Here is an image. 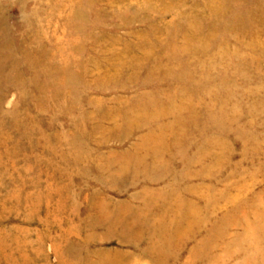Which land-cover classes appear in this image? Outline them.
<instances>
[{"label": "rangeland", "instance_id": "rangeland-1", "mask_svg": "<svg viewBox=\"0 0 264 264\" xmlns=\"http://www.w3.org/2000/svg\"><path fill=\"white\" fill-rule=\"evenodd\" d=\"M178 1L0 0V264H161L86 220L177 172L200 217L162 264H264V0Z\"/></svg>", "mask_w": 264, "mask_h": 264}, {"label": "bare ground", "instance_id": "bare-ground-1", "mask_svg": "<svg viewBox=\"0 0 264 264\" xmlns=\"http://www.w3.org/2000/svg\"><path fill=\"white\" fill-rule=\"evenodd\" d=\"M162 1V0H161ZM178 1V0H177ZM219 1V0H217ZM179 2V1H178ZM181 2V1H180ZM224 2V1H223ZM212 3V2H210ZM175 4V3H174ZM180 4V3H179ZM209 4V3H208ZM214 4V3H213ZM174 6V5H173ZM204 6V5H203ZM207 6V5H205ZM211 6H214L211 4ZM217 6V5H216ZM194 7V6H193ZM210 8V4L208 6ZM208 8V10H209ZM212 10V8H210ZM222 10V9H221ZM210 12V11H209ZM213 12V11H212ZM211 12V13H212ZM209 13V14H211ZM202 14V13H201ZM213 14V13H212ZM202 16V15H200ZM207 16V15H206ZM211 17V16H210ZM215 18V17H214ZM207 19V18H206ZM189 21V20H188ZM205 22V21H204ZM212 22V21H211ZM207 23V22H206ZM214 24V23H213ZM209 25V24H208ZM212 25V24H211ZM181 26V25H179ZM178 26V27H179ZM163 29V28H162ZM165 29V28H164ZM163 29V30H164ZM183 30V28H182ZM185 32V31H184ZM155 33V32H154ZM187 33V32H185ZM192 34V33H191ZM188 36V35H187ZM38 37V36H37ZM77 39V37H76ZM180 40V39H179ZM75 41H78V40H75ZM78 43V42H77ZM147 44V43H146ZM164 45V44H163ZM162 46V45H161ZM167 46V45H165ZM158 47V46H157ZM169 47V46H168ZM163 49V48H161ZM164 50V49H163ZM128 53V52H126ZM170 53V52H169ZM123 55V53H121ZM125 54V53H124ZM143 54V53H142ZM162 54V53H161ZM120 55V54H119ZM174 55V53H173ZM121 56V55H120ZM144 56V55H143ZM177 56V55H176ZM125 57V56H124ZM123 57V58H124ZM146 57V56H145ZM143 57V58H145ZM167 57V55H166ZM170 57V56H169ZM168 57V58H169ZM126 58V57H125ZM142 58V57H141ZM147 58V57H146ZM151 58V57H150ZM149 58V59H150ZM153 58V57H152ZM134 58H132V61H133ZM137 59V58H136ZM134 59V60H136ZM119 60V59H118ZM121 60V59H120ZM138 60H140L138 58ZM143 60V59H142ZM172 60V58H171ZM53 61V60H52ZM153 61V60H152ZM155 61V60H154ZM170 61V60H169ZM174 61V60H173ZM172 61V62H173ZM118 62V61H117ZM136 62V61H135ZM142 62V61H141ZM144 62V60H143ZM166 62V61H165ZM175 62V61H174ZM173 62V64H174ZM139 63V62H138ZM136 62V64H138ZM147 63V62H146ZM162 63V62H161ZM169 63V62H168ZM65 64V63H64ZM120 64V63H119ZM123 64V62H122ZM140 64V63H139ZM145 64V63H144ZM160 64V63H158ZM124 65V64H123ZM126 65V64H125ZM182 65V64H181ZM64 66V65H63ZM120 66V65H119ZM130 66V65H129ZM135 66V65H134ZM139 66V65H138ZM145 66V65H144ZM195 66V65H194ZM123 67V66H122ZM137 67V66H136ZM161 67V66H160ZM180 67V66H179ZM129 68V67H128ZM142 68V67H141ZM148 68V67H146ZM167 68V67H166ZM174 68V67H173ZM194 68V67H193ZM41 69V68H40ZM131 69V68H130ZM133 69V68H132ZM172 69V68H171ZM189 69V68H188ZM42 70V69H41ZM117 70V69H115ZM114 70V71H115ZM129 70V69H128ZM139 70V69H137ZM161 70V69H160ZM158 70V71H160ZM168 70V69H167ZM175 70V69H174ZM113 71V70H112ZM125 71V69H124ZM45 72V71H44ZM65 72V71H64ZM118 72V71H117ZM149 72V71H148ZM147 72V73H148ZM153 72V70H152ZM163 72V71H162ZM176 72H177V69H176ZM172 73V72H171ZM191 73V72H190ZM42 74V73H41ZM62 74V73H61ZM64 74V73H63ZM67 74V73H66ZM184 74V73H183ZM45 75V73H44ZM148 75V74H147ZM153 75V74H152ZM161 75V74H160ZM171 75V74H170ZM169 75V76H170ZM188 75H191V74H188ZM187 75V76H188ZM46 76V75H45ZM167 76V75H166ZM186 76V77H187ZM197 76V75H196ZM177 77V76H176ZM199 77V76H197ZM180 78V77H178ZM203 78V77H202ZM176 79V78H175ZM172 80V79H171ZM177 80V79H176ZM183 80V79H182ZM188 81V80H187ZM203 81V80H202ZM205 81V80H204ZM207 81V80H206ZM49 82V81H48ZM172 82V81H171ZM174 82V81H173ZM181 82V81H180ZM199 82V81H197ZM51 83V82H50ZM190 83V82H189ZM192 83L194 84V82L192 81ZM205 83V82H204ZM60 84V83H59ZM55 85V84H54ZM53 85V86H54ZM61 85V84H60ZM187 85V84H186ZM189 85V84H188ZM195 85V84H194ZM193 85V86H194ZM202 85V84H201ZM62 86V85H61ZM178 86V85H177ZM199 86V85H197ZM196 86V87H197ZM204 86V85H203ZM209 86V85H208ZM63 87V86H62ZM191 87V86H189ZM206 88V87H205ZM204 88V89H205ZM158 89V88H157ZM174 89V88H173ZM153 90V89H152ZM181 90V89H180ZM203 90V89H202ZM176 91V90H175ZM161 92V91H160ZM154 93V92H153ZM159 93V92H158ZM174 93V92H172ZM180 93V91L178 92ZM189 93V92H188ZM200 93V92H199ZM185 94V93H184ZM187 94V93H186ZM192 94V93H190ZM159 95V94H158ZM163 95V93L161 94ZM165 96L167 94H164ZM185 96V95H184ZM188 96V95H187ZM176 97V96H175ZM167 98V97H165ZM180 98V97H179ZM178 98V99H179ZM187 98V97H186ZM163 99V98H162ZM168 99V98H167ZM191 99V98H189ZM199 99V98H198ZM176 100V99H175ZM180 100V99H179ZM195 100V99H193ZM185 101V99L183 98V101L182 103ZM199 101V100H198ZM166 102V101H165ZM175 102V101H174ZM173 102V103H174ZM191 102V100H190ZM197 102V101H196ZM169 103V102H168ZM171 103V102H170ZM194 103V102H193ZM34 104V103H33ZM137 104V103H136ZM187 104V103H186ZM147 105V104H146ZM152 105V104H151ZM140 106V105H138ZM142 106V105H141ZM148 106V105H147ZM165 106V105H164ZM179 106V105H178ZM185 106V105H184ZM188 106V105H187ZM193 106V105H191ZM197 106V105H196ZM195 106V107H196ZM166 107V106H165ZM177 106L173 107L171 110V112L173 110L176 109ZM180 107V106H179ZM182 107V106H181ZM189 107V106H188ZM135 108V107H134ZM142 108V107H141ZM148 108V107H147ZM168 108V107H167ZM193 108V107H192ZM190 107V109H192ZM221 108V107H220ZM143 109H140V110H137V111H132L130 112L131 115L137 117V118H133L134 120L135 119H140L141 118H145L146 120H150L151 118L155 120H159V118H161L162 116H164L165 114H168L167 110L164 111V110H161V111H150V114H146V113H143ZM189 109V108H188ZM187 109V110H188ZM195 109V108H194ZM169 110V111H170ZM181 110H184L183 108ZM220 110V109H219ZM38 111V109H37ZM52 111V110H51ZM178 111V110H177ZM180 111V110H179ZM185 111V110H184ZM183 111V112H184ZM189 111V110H188ZM197 111V110H196ZM72 112H73V109H72ZM192 112V111H191ZM190 112V113H191ZM225 112V111H224ZM223 112V113H224ZM149 113V112H148ZM186 113V112H184ZM197 113V112H196ZM193 114V113H192ZM190 114V115H192ZM210 114V113H209ZM208 114V115H209ZM226 114V113H225ZM212 114H210L211 116ZM128 116V115H127ZM168 116V115H167ZM174 116V115H173ZM194 116V114H193ZM215 116H216V113H215ZM221 116V115H220ZM180 117V116H178ZM186 117V116H185ZM191 117V116H190ZM209 117V116H208ZM218 117V116H217ZM226 117V116H225ZM124 118H129L128 120H130L131 116L129 117H123ZM192 118V117H191ZM73 119V118H72ZM163 120V118H161ZM166 119V118H165ZM170 119V118H169ZM185 119V118H184ZM190 120V118H188ZM193 119V118H192ZM210 119V117L208 118ZM227 119V118H226ZM144 120V119H143ZM178 120V119H176ZM196 120V119H195ZM194 120V121H195ZM131 121V120H130ZM188 121V120H187ZM72 122V121H71ZM132 122V121H131ZM157 121H155V124H156ZM173 122V121H172ZM176 122V121H175ZM188 122H191V121H188ZM152 123V122H151ZM158 123V122H157ZM167 123V122H166ZM174 124V122H173ZM175 124H179L178 123H175ZM182 124V123H181ZM193 124V122L191 123ZM195 124V123H194ZM193 124V125H194ZM73 125V124H72ZM75 125V124H74ZM128 125V124H127ZM125 125L124 128L127 126ZM169 125V124H168ZM183 125V124H182ZM181 125V126H182ZM203 125V124H202ZM135 127L137 129L138 126H136V124L132 125V127ZM153 126V125H152ZM170 126V125H169ZM172 126V125H171ZM178 126V125H177ZM176 126V127H177ZM188 126V125H187ZM130 127V126H129ZM163 127H166L165 125L162 126ZM185 127V126H184ZM194 127V126H193ZM201 127V126H200ZM146 128V127H145ZM151 128V127H150ZM158 130L159 128H161V126H157ZM173 128V127H172ZM171 128V129H172ZM183 128V127H181ZM148 129V128H147ZM168 129V128H167ZM176 129H179V128H176ZM187 129V128H186ZM195 129H196V126H195ZM200 129V128H199ZM132 129H130L131 131ZM154 130V129H153ZM181 130V129H180ZM205 130V129H204ZM160 131V130H159ZM167 131V130H166ZM178 131V130H177ZM187 131V130H186ZM185 131V132H186ZM189 131V130H188ZM150 132V131H149ZM179 132V131H178ZM176 132V133H178ZM74 133V132H73ZM203 133V132H202ZM76 134V133H75ZM148 134V133H147ZM170 134V133H169ZM185 134V133H184ZM190 135V134H189ZM149 136V135H148ZM161 136V135H160ZM146 137V136H145ZM155 137L157 136H153V137H149L148 139L149 140H154ZM173 137V136H172ZM177 137V136H176ZM63 138V137H62ZM142 138V137H141ZM166 138V137H165ZM182 138V137H181ZM189 138V137H188ZM205 138V137H204ZM143 139V138H142ZM69 140V139H68ZM72 140V139H71ZM146 140V139H145ZM184 140V139H183ZM211 140V139H210ZM73 141V140H72ZM164 141V140H163ZM173 141V140H172ZM175 141V140H174ZM182 141V140H181ZM58 142V141H57ZM64 142V141H63ZM66 142V141H65ZM142 142V141H141ZM148 142V141H147ZM165 142V141H164ZM176 142V141H175ZM186 142V141H185ZM205 143V140L203 141ZM208 142V141H207ZM211 142V141H210ZM214 142V141H213ZM144 143V142H143ZM149 143H152V142H149ZM154 143V142H153ZM166 143V142H165ZM170 143V141H169ZM174 144V142H172ZM177 143V142H176ZM176 143L174 145H176ZM64 144V143H63ZM68 144V143H66ZM158 144V143H157ZM156 144V145H157ZM168 144V143H167ZM207 144V143H206ZM215 144V143H214ZM154 145V144H153ZM180 145V144H179ZM185 145V144H184ZM204 145V144H203ZM208 145V144H207ZM134 146V145H133ZM139 146V145H138ZM147 146V144H146ZM155 146V145H154ZM170 146V145H169ZM211 146V144H210ZM65 147V146H64ZM63 147V148H64ZM157 147V146H156ZM164 147V145H163ZM172 147V146H171ZM185 147V146H184ZM201 146H199L200 148ZM152 148V147H151ZM173 148H176L175 146ZM182 148V147H181ZM180 148V150H181ZM167 149V148H166ZM165 149V150H166ZM187 149V148H186ZM213 149V147L211 148ZM215 149V147H214ZM220 149V148H219ZM218 151H221L219 150ZM223 149V148H222ZM164 151V149H162ZM179 150V151H180ZM63 151V150H62ZM149 151V149H148ZM147 151V152H148ZM202 151V150H201ZM214 152V150H213ZM149 153V152H148ZM155 153V152H154ZM207 153V152H206ZM216 153H218L216 151ZM76 155V154H75ZM138 155V154H137ZM170 155V154H169ZM64 156V155H63ZM71 157V156H70ZM132 157V156H131ZM134 157V156H133ZM153 157V156H152ZM217 157V156H216ZM215 157V159H217ZM65 158V157H64ZM140 158V157H139ZM160 158V157H159ZM213 158V157H212ZM133 159V158H131ZM151 159V158H149ZM155 159V158H154ZM214 159V160H215ZM221 159V158H220ZM135 160H137V158H134L132 160V162H136ZM160 160V159H159ZM155 159L153 160V163H150L149 165L147 166H144L143 167V173H142V177L144 178V176H146L147 173H151L150 176L152 175H162V174H158V172H163L165 173V168H163L164 166L161 165L160 161ZM211 160V158H210ZM67 161V160H66ZM74 161V160H73ZM150 161V160H149ZM194 161V160H193ZM138 162H136L137 164ZM195 163V162H194ZM134 164V167L135 165ZM139 164V163H138ZM143 164V163H142ZM127 165V164H126ZM187 165V164H186ZM189 165V164H188ZM92 166V165H91ZM96 166V165H95ZM133 167V166H132ZM204 167V166H203ZM140 168V167H139ZM125 169L127 170L128 168L125 166L124 168V171ZM132 169V168H131ZM138 169V168H137ZM149 170H151L149 172ZM181 170V168H180ZM186 170V169H185ZM190 170V169H189ZM124 171H122L123 173H125ZM132 171V170H131ZM138 171V170H137ZM134 172V171H133ZM195 172V171H194ZM199 172V171H198ZM128 173V172H127ZM174 173V172H173ZM184 173V172H183ZM177 175L176 176H173L172 177V180L170 181L169 180V183L166 187H164L163 189L159 188L158 189V192L156 190H146V189H143V191H140V192H137V193H133L131 196H130V199L131 201H138V202H141V205H142V209L140 210L141 214L139 215L140 218H137V216L135 215V210L133 209V207H131L130 205H122V206H119L117 204H114L115 207L113 208V210L110 209V212H108V206L107 207H103V206H99L100 207V210L99 212L102 213V216L104 217L103 221H99V219H97V216L95 218H93L94 216L92 217H89L87 220H86V228L88 230L90 229H95L97 227H104L105 230L109 233V232H117L119 233L120 235H123L125 236L126 240L129 241V243L127 241H125L124 239H120L121 242H127L128 244L131 243L132 246H136L137 244L139 245L140 243L142 242H148V247L146 248L147 250H143L141 251V255L143 256H147V257H151V259L154 260V262L156 263H161L163 262L164 260V257L166 255V253H168L169 249L171 250V248H174V247H178L180 244L183 243V241L185 239H188V237L190 238L192 236V232L193 230L196 228L197 224L199 223V217L198 216L199 214H202V213H199L196 217V215H194V213L192 212V208H191V203H188L186 202H180V197L176 194L175 192V189H174V182L176 180V178H179V177H183L184 175L181 174V173H176ZM108 175L110 176V173L108 172ZM121 175V172L119 174V176ZM165 175V174H164ZM182 175V176H181ZM189 175V174H188ZM198 175V174H197ZM204 175V174H203ZM118 176V177H119ZM122 176V177H121ZM120 177L123 178L124 176L121 175ZM172 176V175H171ZM202 176V175H200ZM112 177V176H111ZM110 177V178H111ZM119 177V178H120ZM147 177V176H146ZM199 177V176H198ZM105 178V177H102V179ZM120 178V179H121ZM191 179V178H190ZM194 179V178H193ZM192 180V179H191ZM197 180V179H196ZM114 181V179H113ZM195 181V179H194ZM200 181V180H199ZM178 182V181H177ZM163 183V182H161ZM180 183V181H179ZM147 184V183H146ZM165 184V183H164ZM109 185V184H108ZM166 185V184H165ZM185 185V184H184ZM145 186V185H144ZM105 187H110V186H106ZM158 187V186H157ZM205 189V188H204ZM183 190H186V192H190L189 189L185 188ZM200 190V188H199ZM202 192V191H200ZM125 193V192H124ZM193 194V193H191ZM205 194V193H204ZM93 196L95 195L94 193L92 194ZM201 196V195H200ZM208 198V197H207ZM200 200V199H199ZM183 201V200H182ZM202 203V202H201ZM173 204V205H171ZM106 205V204H105ZM108 205V204H107ZM165 205H168V207H164ZM170 205V206H169ZM160 208H162V210L160 211ZM187 208V210H186ZM91 210V209H90ZM89 210V211H90ZM153 210H156L159 212L157 213V216H155V214H153ZM195 210V209H194ZM92 211V210H91ZM93 213V211H92ZM94 214V213H93ZM96 215V214H94ZM91 216V215H90ZM151 217V218H150ZM150 219H151V222H150ZM157 219V220H155ZM156 225H155V224ZM261 223V222H259ZM257 227V226H256ZM184 228L186 229V232H184ZM181 229H183L181 231ZM196 232V231H195ZM194 232V233H195ZM246 232V231H245ZM249 233V232H248ZM111 234V233H110ZM137 245V246H138ZM201 250V249H199ZM75 251V250H74ZM164 254V256H163ZM201 254V253H200ZM107 255V253H106ZM125 255V254H124ZM105 256V255H104ZM108 257H109V254H108ZM108 257L105 256V258L103 257V253L101 254V256L99 255L97 257V264H120L118 261L115 260V257L114 258H111L109 259ZM117 257V256H116ZM124 257H127L124 256ZM120 259V258H118ZM87 260V259H86ZM72 263V262H71ZM75 263V262H74ZM89 263V262H88ZM81 264V263H80ZM121 264H124V263H121Z\"/></svg>", "mask_w": 264, "mask_h": 264}]
</instances>
